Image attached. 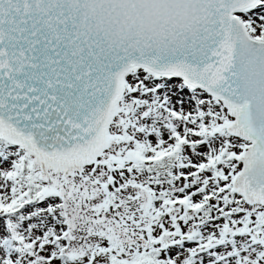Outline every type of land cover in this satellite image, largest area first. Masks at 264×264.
<instances>
[{
	"label": "snow or ice",
	"instance_id": "1",
	"mask_svg": "<svg viewBox=\"0 0 264 264\" xmlns=\"http://www.w3.org/2000/svg\"><path fill=\"white\" fill-rule=\"evenodd\" d=\"M0 264H264V0H0Z\"/></svg>",
	"mask_w": 264,
	"mask_h": 264
}]
</instances>
